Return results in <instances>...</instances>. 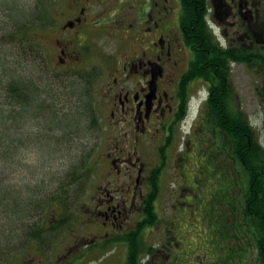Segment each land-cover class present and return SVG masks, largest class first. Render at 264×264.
<instances>
[{"label": "flooded vegetation", "instance_id": "1", "mask_svg": "<svg viewBox=\"0 0 264 264\" xmlns=\"http://www.w3.org/2000/svg\"><path fill=\"white\" fill-rule=\"evenodd\" d=\"M50 3L52 24L47 34L54 55L53 63L43 62L44 68L71 72L95 67L102 71L94 75L96 82L107 87L100 101L109 113L101 121L111 140L104 157L115 180L102 186L103 195L97 192L91 200L92 215H97L102 230L100 242L142 232L139 225L146 207L151 206L157 217L146 228L149 251L141 258L142 264H212L209 255L204 257L198 250L201 226L189 222L191 215L199 214L193 211L199 193L188 192L187 197L168 188L164 195L158 194L160 204L153 205L147 200L153 194L150 181L158 171L160 177L185 183L192 159L199 153L197 139L207 102L214 96L213 86L225 81L237 91L243 73L260 87L257 95L264 103V0H198L203 8L195 17L191 10L197 6L192 0ZM204 28L212 38L205 36ZM104 38L118 40L120 53L113 60L94 62L95 54L105 53L100 43ZM202 94L208 99L187 132L185 119L192 101ZM237 95L240 99L238 91ZM190 151H194L191 157ZM175 197L178 204L182 198L189 210L164 203ZM193 229L197 230L188 240L190 249L184 251L185 237ZM230 243L229 264H262L258 250L254 256L247 250L244 259L245 250L240 251L238 241ZM125 246L126 242H119L116 248ZM127 253L126 247L121 256L124 264Z\"/></svg>", "mask_w": 264, "mask_h": 264}, {"label": "trees", "instance_id": "2", "mask_svg": "<svg viewBox=\"0 0 264 264\" xmlns=\"http://www.w3.org/2000/svg\"><path fill=\"white\" fill-rule=\"evenodd\" d=\"M192 1L197 6L191 10V15L195 17L203 5L197 3L198 0ZM0 12L4 15L0 19V264H22L30 254L44 255L56 233L69 226L73 217L77 218L92 166L101 162L102 157L107 171L109 164L103 152L92 156L89 150L86 155L85 151L77 150V154L74 152L76 155L69 158V173V168L66 174L60 173L62 176L65 174L68 180L60 175V185L55 183L51 193L46 188L36 192L38 188L30 184H5L9 177L26 166L25 154L30 153L31 145L23 144L26 139L21 130L26 127L36 130L43 152L46 149L51 154H63L62 145L66 141L100 138L105 133L101 119H107L109 113L92 95L91 86L96 82L94 75L81 76L82 80L76 77L70 83L74 85L67 84L66 88L70 86L75 92L71 96L68 93L58 94L53 84L48 85L40 74L33 73V69L38 71L36 65H41L43 69L46 60L53 63L52 44L47 34L52 24L51 10L40 9L33 13L34 17L24 18L17 15L13 6L0 2ZM204 32L206 37L212 38L206 28ZM213 93L203 116L200 141L197 139L201 142L199 153L192 159L195 171L186 172L183 184L168 180L166 175L160 177L158 171H154V180L150 181L153 194L147 200L153 205L160 204L158 194L164 195L166 189L173 186L175 191L188 194L187 197L193 191L198 192L200 198L194 208L203 215L205 205V214L211 218V223L207 224L210 225L209 231L201 233V238H205L210 250L215 248L217 264H229L232 239L238 241L240 251L245 250L244 259L248 251L254 256V250H258L259 260L264 264V144L252 120L240 107L235 87L222 81L213 86ZM191 140L193 149L196 139ZM49 143L50 146L47 145ZM193 154L194 151H190V157ZM13 166H17L16 170L11 169ZM202 168L205 169V177H200ZM203 190H208L212 199L214 197L222 202L219 214L218 206L212 200L209 204V199L206 202L202 200ZM178 199L175 197L164 203L170 208L185 206L182 198L180 204ZM150 207H146L144 219L139 225L142 232L137 235L129 233L122 240L89 243L85 246L87 250L73 257L68 264L79 261L82 264L90 259L88 256L94 251L109 253L119 242H126V264H142L141 258L149 251L146 228L157 217L156 211ZM185 207L189 210L188 205ZM50 210L51 218L48 217ZM57 214L60 222L54 223ZM92 221L95 222L92 226H98L97 220ZM187 237L192 241V236ZM184 247V251L190 249L188 243ZM206 255H209L207 251L203 256Z\"/></svg>", "mask_w": 264, "mask_h": 264}, {"label": "rangeland", "instance_id": "3", "mask_svg": "<svg viewBox=\"0 0 264 264\" xmlns=\"http://www.w3.org/2000/svg\"><path fill=\"white\" fill-rule=\"evenodd\" d=\"M50 1L51 0H0V2L2 3L5 2L7 5L9 4L13 6L16 9L17 15L20 14V16L24 18L34 17L33 13L36 14V12L39 11L40 9L41 10L46 9L47 11L50 12L52 8ZM3 16L4 15H2L0 12V19ZM48 38L51 40L50 37ZM52 38L54 39L53 36ZM45 41H47V38L45 39ZM100 43L104 46L105 53L95 54L93 56L94 62H98V61L105 62L107 60H113L120 53L118 48L120 47V44H118V40L113 38H104L103 40L100 41ZM49 58H52L51 54H49ZM37 67H38V71H35L33 68H31L33 69V73L35 75L39 76L40 74V77H43L44 79L47 80L48 85L53 84L55 86L54 89L58 94L68 93L71 96H73L75 92L73 89H70V86L74 84H70V83L74 82V79L76 77H79V79L82 80V78H80L81 76L85 77L87 74L99 75L102 73V71H99L95 67H83V68L80 67L74 69L71 72L67 70L55 72L53 70H49L46 68L42 69L41 65H36V68ZM77 73L79 74L75 75ZM240 79H241L239 83L240 85L239 86L236 85L238 94L240 96L239 99L240 107L245 111L249 119L252 120L253 125L257 129V134L259 135V139L264 144V103L259 100V97L257 95V90L260 87L253 85L254 82L253 79H250V77H248L246 74L242 73L240 75ZM67 84L70 85L68 89L66 88ZM104 89H107V87L105 88V84L102 81L95 82L94 85L91 86L92 95L94 98L97 99V101L102 100ZM71 96H69L70 100H73V97ZM203 97L204 94H202V98ZM196 111H197V102L193 100L192 108H191L192 118L195 117ZM189 124L187 125V132L190 131ZM101 126L102 128L105 127L102 121H101ZM21 131H22L21 134L24 135L23 137L26 139L25 142H23V144L24 145L26 144L25 146L28 147L31 145L30 150H28L30 153L25 154L26 166L23 167L22 169H19L16 175L9 177V180L6 183L5 182L3 183L5 184L10 183V184L24 185V186H29L30 184L34 188H38L37 189L38 191L36 192H40L44 188H46L48 191L50 190L49 193H51L53 188H55L54 185L55 183H59L60 185V181L58 177H60L61 175L60 173L66 174V171L68 170L70 165L69 158L72 157V155L77 154L75 151L77 150L85 151L84 154L86 155L89 150L92 156H95L96 153L97 154L98 153L102 154V152L104 153V151H106L107 149V146L111 143L109 134L107 133H103V135L100 138L99 136H96V138L93 139L92 141L85 138H77L72 141L65 140L66 142L62 145L65 152L63 154L55 155V153L51 154L48 152L49 150L46 149H43L45 150V152L42 151V149L40 148L41 139L37 138L38 134L36 133V130H34L31 127H26ZM52 134L56 136V133L53 132ZM28 137L30 138L27 139ZM47 145L50 146L51 144L49 143ZM102 159L101 162L92 166V170L89 173V176L87 178V186L85 187L82 195L83 196L82 208H80L78 214L76 212V214L78 215L77 218L73 217V219L70 220L69 226L62 228L60 231H58V233H56L55 238L52 239V244L50 245V247L47 248L46 253L44 255H41V253L33 254V255L30 254L29 257H25L24 261H22V264H68L73 257L80 254L82 251L87 250L85 248L87 244L95 243L98 240L103 239L101 236L102 230L100 225L98 224V226H92L95 223L92 220L96 221L97 215H92V209L95 207V205L92 203L91 200L95 195V193L97 192L98 195L100 193L103 195L105 193V189H103L102 186L108 185L110 181L115 180V178L109 174V172L107 171V167L103 166ZM192 165H191V169L189 168L190 173H193L195 171ZM229 165H231V163H229ZM12 168L16 170L17 166L15 167L13 166L11 167V169ZM69 171L70 168L68 170V173ZM204 173H205V169L202 168V174L200 175V177H205ZM65 174L61 176L65 177L66 180H68V177L65 176ZM169 189H174V186ZM43 196H46V194ZM210 196L211 194L208 192V190L206 191L203 190L202 200L206 202L209 199L208 204L212 200L218 206V214H219L222 206V202L218 199H215L214 197L212 199V196L211 197ZM205 207L206 206L204 205L203 215L200 211L198 215L194 214L191 215L189 218V222L193 223L194 227L199 228V225L201 226V229L198 230L199 233H203V232L205 233L206 231H209L208 229L210 225L207 224L211 223V218L209 217V214H205L206 211ZM193 211H195L196 213L197 209L194 208ZM48 215H50L48 216L50 218L53 216L51 210L49 211ZM89 216H90V220H89ZM196 219H198V221ZM53 221L54 223L60 222L59 214H57V216L53 219ZM89 224L90 225L92 224L91 225L92 227ZM195 230L197 229H193V231L188 233V235L190 237L191 236L193 237V235H195ZM188 240L189 238L188 239L185 238V241L189 245ZM201 241H202L201 244H197L198 250H200L203 254L207 251V254H209V258L212 259L211 260L212 264H217V260H215L217 258L215 248H212L210 250L209 248L210 246L207 245L208 242L205 243V238L204 239L201 238ZM213 244L215 245L216 242ZM124 250L125 248L121 249L119 247V249H117L115 247L114 249L110 250L109 253H103V251L101 250L96 252L94 251L93 254L88 256L90 258L87 260L88 262L86 261L82 264H123V261L121 260V256ZM80 262L81 261H79L77 264H79Z\"/></svg>", "mask_w": 264, "mask_h": 264}, {"label": "bare ground", "instance_id": "4", "mask_svg": "<svg viewBox=\"0 0 264 264\" xmlns=\"http://www.w3.org/2000/svg\"><path fill=\"white\" fill-rule=\"evenodd\" d=\"M102 167V166H101Z\"/></svg>", "mask_w": 264, "mask_h": 264}]
</instances>
